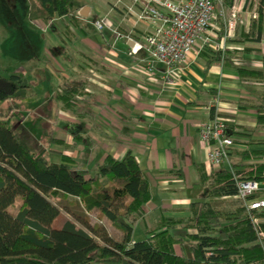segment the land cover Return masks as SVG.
<instances>
[{"label": "crops", "instance_id": "crops-1", "mask_svg": "<svg viewBox=\"0 0 264 264\" xmlns=\"http://www.w3.org/2000/svg\"><path fill=\"white\" fill-rule=\"evenodd\" d=\"M99 1L73 9L78 24L72 21L66 24L61 36L66 45L74 39L85 41L73 46L77 54L75 62L64 52V89L73 84L83 87L76 95L77 101L72 98L64 101V118L81 124L83 135L89 138L78 145L82 154L80 162L75 160L73 153L64 154L74 158L75 168L88 171L94 155L102 162L108 155L123 159L133 151L152 186L146 216L136 224L143 225L147 233L163 215H190L188 206L194 200L189 196V188L200 180V168L206 165L207 156L198 127L211 118L213 106H217L219 114L231 127L234 138L231 160L236 165L263 162L243 158L245 152L264 150V128L257 127L255 110L250 105L247 110H239V106L247 99L260 100L264 96V83L242 78L237 72L238 68L261 69L264 38L254 42L247 40L245 35L260 0H233L231 5L224 1L227 17L231 6L238 9V26L233 33L224 36L225 22L217 18L213 25L220 28L213 29L215 32H210L207 41L199 43L172 72L165 64L153 60L147 50L146 37L154 32L155 26L139 20L136 15L148 0H105L106 4L104 0ZM28 12L26 2L24 21L34 25L45 39L47 26L31 20ZM94 13L107 18L102 21L108 29L105 33L103 28L98 38L84 39L77 35L76 29L85 32L82 20ZM40 70L45 73L58 69L45 63ZM72 142L69 130L64 141L67 151ZM243 168L238 167V173L248 176ZM152 215L158 216L156 222H149ZM96 220L112 235L121 236L120 232L110 230L105 219Z\"/></svg>", "mask_w": 264, "mask_h": 264}, {"label": "trees", "instance_id": "trees-1", "mask_svg": "<svg viewBox=\"0 0 264 264\" xmlns=\"http://www.w3.org/2000/svg\"><path fill=\"white\" fill-rule=\"evenodd\" d=\"M75 1L27 0L29 18L49 26L56 18L69 16L78 24L72 9ZM232 2L225 0L228 5ZM255 12L245 35L259 42L264 38V0ZM260 63V70L238 68V75L264 83V54ZM82 89L78 84L63 87L61 98L69 102ZM32 94V84L22 76L0 73V101L25 100ZM248 105L255 110L257 127L264 128V96L241 101L239 110H247ZM16 110L11 105L4 115L0 109V264H263L245 207L236 200L238 205L227 209L216 199L237 193L232 171L238 173V167L248 171L239 179L262 178L264 150L243 154L261 163L236 165L231 160L232 171L209 172L202 166L200 180L188 192L194 200L188 206L190 215H163L147 231L149 238L134 241V228L146 216L152 198L151 181L134 152L123 159L108 155L96 164L95 173L86 176L88 171L76 169L71 164L74 158L65 154L61 162L37 155L13 125ZM83 129L76 124L72 132L87 141ZM53 139L50 132L49 146ZM18 198L21 205L12 213ZM62 212L71 218L55 226ZM93 213L110 221L121 236L112 235L101 222L92 223ZM257 215L264 217V210ZM259 226L264 229V222Z\"/></svg>", "mask_w": 264, "mask_h": 264}, {"label": "rangeland", "instance_id": "rangeland-1", "mask_svg": "<svg viewBox=\"0 0 264 264\" xmlns=\"http://www.w3.org/2000/svg\"><path fill=\"white\" fill-rule=\"evenodd\" d=\"M26 2L27 0H0V73L5 76L18 74L28 79V81L32 82V92L34 95L25 100L0 101V109L3 114L6 115L11 105L17 106V110L12 113L13 125L20 133L21 138L29 143L32 150L37 155L46 157L48 161L61 162L64 153L70 152L74 154L75 160L80 162L82 154L79 153L78 145H81L80 143L82 142L78 140V138H75L72 132L75 125L78 123L76 121H70V123L64 118L65 103L64 98H61V93L64 87V67L66 66L64 62V52L69 54L68 59H72L71 61L75 62L77 54L74 52L73 46L80 45V43L83 44L85 41L74 39V42H66L67 45L64 44V39L62 42L61 36L64 35V27L66 24L71 23V18L69 16L56 18L50 27H46L47 31L44 34L46 37L43 39L40 33H37L39 32L38 29L33 27L34 25H30L27 21H24ZM98 2L100 1L77 0L72 5V9L82 4L88 6L95 3L97 4ZM104 3L106 4L105 0ZM17 17L18 20L16 19ZM102 19L106 20L107 18L97 13H94L86 20L83 19L82 26L85 32L76 29L77 35L84 37V39L87 37L92 38V36L97 38L100 37L102 32L97 28L96 22ZM216 27L218 28L219 26L217 25ZM31 29L36 30V32L29 31ZM107 29L108 28L105 27L104 32L107 31ZM45 63L46 65L48 63L58 69L57 72H42L40 69L42 64ZM42 73H44V75H41ZM59 88L62 90L59 91ZM72 100L77 101V96L74 98L72 97ZM35 110H37V112ZM67 122H69V124ZM68 128L73 136V145L70 147L69 151L66 150L64 144L68 136ZM50 132L54 139L49 146L48 141ZM91 161L86 176L95 173L96 164L101 162L97 159L96 155L92 156ZM75 164L79 165V163ZM239 175L241 174L239 173ZM216 201L219 206L227 209L235 208V206L238 205L236 199L232 197L223 199L218 198ZM21 202L22 199L18 198L15 205L10 209L12 213L16 212ZM156 217L158 218V216L152 215L149 218V222H156ZM70 218L69 214L62 212L60 217L56 220L55 226H60L66 219ZM90 218L93 223L99 222L96 218L102 220L99 218L98 213L91 214ZM105 221L110 230L119 232L107 219H105ZM191 231L192 230H190V232ZM148 236L149 235L143 230V225L138 224L135 226L133 234L134 240L140 241L146 239Z\"/></svg>", "mask_w": 264, "mask_h": 264}, {"label": "built area", "instance_id": "built-area-1", "mask_svg": "<svg viewBox=\"0 0 264 264\" xmlns=\"http://www.w3.org/2000/svg\"><path fill=\"white\" fill-rule=\"evenodd\" d=\"M224 1L148 0L136 17L155 26L154 32L145 41L151 58L165 64L169 72L179 68L199 43L207 41L210 32L216 31L213 24L220 17L225 22L224 36L227 37L236 27L238 9L235 5L231 6L227 17ZM96 26L103 30L104 22L99 20ZM210 110L211 118L201 122L198 127L207 148L206 168L212 171L225 167L232 171L230 154L234 138L231 127L219 114L217 106ZM232 172L237 186V193L232 198L245 207L255 230V243L262 250L264 264V229L259 226L260 222H264V217L257 215L264 210V172L261 179H239L243 176Z\"/></svg>", "mask_w": 264, "mask_h": 264}, {"label": "water", "instance_id": "water-1", "mask_svg": "<svg viewBox=\"0 0 264 264\" xmlns=\"http://www.w3.org/2000/svg\"><path fill=\"white\" fill-rule=\"evenodd\" d=\"M150 237V235L148 236V238Z\"/></svg>", "mask_w": 264, "mask_h": 264}]
</instances>
